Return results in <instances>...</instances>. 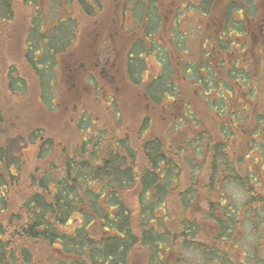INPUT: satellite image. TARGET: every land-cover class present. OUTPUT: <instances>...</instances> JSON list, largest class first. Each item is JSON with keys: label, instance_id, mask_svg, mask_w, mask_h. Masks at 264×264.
Masks as SVG:
<instances>
[{"label": "trees", "instance_id": "1", "mask_svg": "<svg viewBox=\"0 0 264 264\" xmlns=\"http://www.w3.org/2000/svg\"><path fill=\"white\" fill-rule=\"evenodd\" d=\"M15 1L0 0V29L12 20ZM21 1L32 4V0ZM134 1L140 5L137 20L144 12L147 22L143 37L131 48L130 80L141 82L150 104L185 102L167 111L173 133L151 132L136 147L127 136H108L105 129L97 128L79 137L72 150L62 146L59 153L54 137L43 136L40 127H33L28 136H17V149L0 139V264H32L30 242L55 250L50 264H133L138 252L142 264H235L233 255L248 233L253 248L258 239L264 240V105L257 112L248 104L238 106L235 98L242 94L238 90L242 77L236 59L227 77L221 70L216 74L213 63L220 61L207 49L197 60L184 58L191 49L181 36L173 40L182 56L180 65L176 56L169 58L154 41L161 23L156 0ZM53 2L60 14L52 20L49 14V22L31 24L35 26L32 39L26 40L37 52H23L38 76L41 102L46 105L51 68L43 66L44 60L49 61V51L43 50L58 49V56L65 53L76 39L79 15L92 16L99 8L96 0H75L74 6L71 0L65 9L62 0H57L58 5ZM207 3L210 10L213 0L199 1L203 10ZM238 7L236 0L229 1L228 9L236 14ZM225 19L224 29L239 22L230 12ZM47 24L53 25L50 30ZM142 38L151 46L147 52L143 49L147 57L155 56L161 69L145 81H140L139 73L146 61L141 55ZM3 78L8 95L24 94L25 79L13 68ZM246 86V99L251 100L254 92L249 83ZM195 101L213 113L216 132L201 125L192 109ZM88 117L79 115L77 131L92 127L94 121ZM181 123L190 128L181 132L186 136L182 144L163 137L176 136ZM28 146L34 147L41 165L26 175ZM27 180L14 195L16 184ZM171 205L181 209L180 215L174 216ZM188 249L198 254L196 260L184 254Z\"/></svg>", "mask_w": 264, "mask_h": 264}, {"label": "rangeland", "instance_id": "2", "mask_svg": "<svg viewBox=\"0 0 264 264\" xmlns=\"http://www.w3.org/2000/svg\"><path fill=\"white\" fill-rule=\"evenodd\" d=\"M70 1L62 0L65 5L61 7L59 3V8H67L66 4ZM96 1L99 2V8H96L92 16L79 15L78 33L70 46L72 50L69 53L58 56V49L43 50L49 51L46 53L49 61L44 60L43 66L51 68L47 79L49 88H46L47 105L41 102L42 92L38 76L25 62L23 52H28L30 55H35L37 52L33 49L32 43L26 40L32 39L30 34L35 26L31 24L35 21L49 22V14L52 20L53 16L60 14L61 11L55 8L53 0H32L31 5L21 0L15 1L12 20L0 29V114L4 120L0 125V134H2L0 139H7L11 148L17 149L20 143V138L16 140L15 133L27 136L33 127L43 128V136L54 137L56 153L60 152L57 150L62 146L72 150L79 137L88 135L97 128L105 129L108 136H129L136 147L142 136H149L151 132L163 135L169 131L173 133L170 130L173 121L167 116V111L152 106L143 95L141 82L138 84L130 80L126 73L128 47L137 38L143 37V29L135 30L134 27H130L129 12L126 13L125 18L122 16L120 7L124 5L123 0ZM74 2L75 0L72 2L73 6ZM47 26L49 27L46 29L50 30L53 25L47 24ZM190 32L191 35L196 34H193L192 29ZM144 41L145 50L151 48L147 40ZM34 45L38 46L37 43ZM44 45L42 44V47ZM65 61L77 66L73 77L65 76L68 80H65L62 74ZM145 65L146 69L139 71L140 81H145L151 73L160 74L161 69L155 56L150 55ZM9 68H13L14 74L25 79L23 95L18 93L17 96H11L4 91L3 76ZM90 79L93 84L90 83ZM59 100L62 104L56 106L55 103ZM49 105L53 107L47 108ZM197 107L196 116L201 125L216 132L213 113L205 106L198 104ZM83 109L89 111L88 119L93 120L94 123L91 128H86V132L81 133L76 130L75 124L79 117L78 113ZM164 137L168 141L175 138L173 135ZM24 160L26 175L34 166L41 165L36 159L33 146H28L24 150ZM25 184H28V180L27 183L25 181L17 183L14 187V195L21 192ZM171 210L174 216L182 212L173 205ZM27 246L33 260L32 264H50V260L52 261L56 256L54 249L41 242H30ZM139 254L134 256L133 264H140ZM184 254L191 260L198 258V254L192 249L184 250Z\"/></svg>", "mask_w": 264, "mask_h": 264}, {"label": "flooded vegetation", "instance_id": "3", "mask_svg": "<svg viewBox=\"0 0 264 264\" xmlns=\"http://www.w3.org/2000/svg\"><path fill=\"white\" fill-rule=\"evenodd\" d=\"M123 1L124 5L120 7L122 16L125 18L126 13L129 12L131 14L128 21L130 27H134L135 30L137 28L142 29L143 24L147 22V17L144 19L145 13L141 12L139 16L142 17V20H137L140 7V5H137L138 2L134 0L133 2ZM199 1L202 2L204 0H156L157 12L161 23L159 31L153 35L154 41L157 42L159 49L166 51L169 58L173 59L176 56L179 59L177 61L179 65L182 56L179 52H176L173 46V40L176 37H183L189 44L191 51L184 53L185 59L193 58V60H197V56L202 54L203 49H207L213 53L212 57L215 55L216 61H220L213 63L214 71L218 74L219 70H221V75L224 77H227L226 71L229 70L231 61L236 59L242 77V83L238 85V90L242 94L239 98L236 96L235 99L238 101V106L242 107L248 104L249 108H253L257 112L256 110L264 105V0H236L239 3V7L236 9L237 14L233 12L234 10L228 9L230 0H213L210 10L208 9V3L206 4L207 9L203 10L202 6L199 5ZM228 12H230L231 18L236 17L239 22L236 27H227L226 30L223 28V23ZM191 29L193 34H196L191 35ZM206 34H212L213 37ZM192 36L194 39H191ZM220 44L222 47H220ZM132 46L133 43L131 46L129 45L126 57V73L129 78L128 63L133 55ZM145 46L146 42L143 43L141 49L145 50ZM71 50L72 48L65 53H69ZM144 50L141 55L144 59H147L145 52L148 51V48L145 52ZM61 61L63 60L61 59ZM76 69L77 66L65 61L62 68L64 79L68 80L65 76L73 77ZM142 69H146L145 64ZM175 76L178 80L182 77L179 72L175 73ZM90 83L93 84L92 79H90ZM248 83L251 85V91L254 92L251 100L246 99V92L249 90L246 86ZM178 90H180V86ZM60 101H56L55 105H61L62 102ZM225 104L227 105V101ZM183 105L185 106L186 104L182 101L162 102L161 105L152 104L154 107H160L164 112H169V110L174 108L179 109ZM192 107V109L195 108L194 110H197L196 101ZM87 114H90L89 111L84 109L78 113V115ZM181 124L182 126H179L174 138L175 141L178 140V144L179 142L182 144V140L186 137L181 136V132L190 129L188 128L189 124ZM147 125H149V122ZM147 125L146 127H148ZM197 126L194 129L198 131ZM157 135L162 134L157 133ZM14 136L22 135L17 132ZM127 137L129 138V136ZM129 140L131 141V137ZM252 239L253 236L248 233L247 238L241 241L243 244L239 247L237 253L235 252L233 255L235 264H264V244L261 245L264 240L258 239L259 244L253 248ZM140 264H142L141 259Z\"/></svg>", "mask_w": 264, "mask_h": 264}]
</instances>
